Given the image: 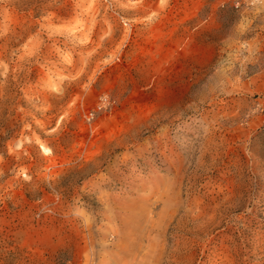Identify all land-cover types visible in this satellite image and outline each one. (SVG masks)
<instances>
[{
    "label": "rangeland",
    "instance_id": "rangeland-1",
    "mask_svg": "<svg viewBox=\"0 0 264 264\" xmlns=\"http://www.w3.org/2000/svg\"><path fill=\"white\" fill-rule=\"evenodd\" d=\"M0 264H264V0H0Z\"/></svg>",
    "mask_w": 264,
    "mask_h": 264
}]
</instances>
